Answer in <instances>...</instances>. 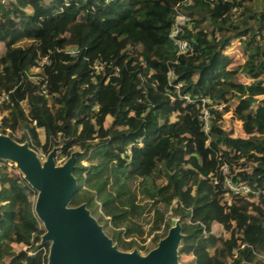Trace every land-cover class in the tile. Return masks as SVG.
<instances>
[{"label": "trees", "instance_id": "16d2710c", "mask_svg": "<svg viewBox=\"0 0 264 264\" xmlns=\"http://www.w3.org/2000/svg\"><path fill=\"white\" fill-rule=\"evenodd\" d=\"M0 43V133L45 154L62 145L64 160L78 151L71 205L121 250L150 251L179 219L182 264H264V94L230 100L244 79L264 90V0H0ZM6 162L0 264H48L37 191Z\"/></svg>", "mask_w": 264, "mask_h": 264}, {"label": "water", "instance_id": "95a60500", "mask_svg": "<svg viewBox=\"0 0 264 264\" xmlns=\"http://www.w3.org/2000/svg\"><path fill=\"white\" fill-rule=\"evenodd\" d=\"M58 149L54 147L42 161L29 142L0 133V160L16 163L37 191L35 213L45 228L42 242H50L48 264H181L184 233L179 219L156 247L142 254L138 248L121 250L85 203L72 206L78 187L73 173L78 151L57 164Z\"/></svg>", "mask_w": 264, "mask_h": 264}, {"label": "built area", "instance_id": "2783aa9c", "mask_svg": "<svg viewBox=\"0 0 264 264\" xmlns=\"http://www.w3.org/2000/svg\"><path fill=\"white\" fill-rule=\"evenodd\" d=\"M190 21V17L185 14V13H179L176 17V20L172 26L171 34L170 37L174 41V43L177 45L179 49L180 54H184L190 50H192V44L189 40L180 37V33L182 32L183 28L187 25V23ZM68 52L74 54L76 53L75 49H71ZM49 60L47 57H44L41 61H39L37 67L42 66L44 63H48ZM36 67V68H37ZM99 66H96V69H98ZM186 98H190L189 96H185ZM7 98V96H6ZM4 100V98H0V102ZM212 100L209 98H204L203 99V104L201 108V114H200V120L203 122L204 129L207 132L210 128V119H211V113L209 109L207 108V104L211 103ZM61 139H59L58 142H60ZM14 164L13 162H10V165ZM224 169L227 171L228 168L227 166H224ZM226 187L230 189L235 194H248L251 192V188L248 185L241 184V185H236L232 181L227 180L226 182ZM1 213V212H0ZM22 248L26 249V247L22 246ZM31 253V252H30Z\"/></svg>", "mask_w": 264, "mask_h": 264}, {"label": "rangeland", "instance_id": "374dc122", "mask_svg": "<svg viewBox=\"0 0 264 264\" xmlns=\"http://www.w3.org/2000/svg\"><path fill=\"white\" fill-rule=\"evenodd\" d=\"M0 45L4 46L3 43H0ZM1 46H0V50L2 49ZM230 51L233 52V53H236L237 56H238V59H240L242 61L243 57H242V52H241V48L240 47L232 46L230 48L229 52ZM243 81L245 83L244 90L243 91H233L230 94V100L233 103V105H235V103H237L238 99L241 98V97H244V96H247V95H258L259 96V95H263L264 94V90L258 89V88H253L252 85L250 84L249 80L244 79ZM225 119H226V122H225L226 126L227 127H233L235 129L236 135L239 134V135L245 136V135L241 134L242 128H241V123L239 121H232L231 118H230V114H227ZM17 135L20 136L21 133L19 132V133H17ZM42 139L45 140V136H44L43 132H42ZM57 140L59 141V139H57ZM54 147H59L57 153H60L62 145H57V146H54ZM38 154H39V156H40L42 161H45L47 159V155L48 154H45V153H42V152H38ZM66 160H64L63 158H58V157L56 158L57 164H64L66 162ZM2 167H3L4 170L9 171L10 173L16 174L19 177H24V174L16 166V163L10 165V161H7L6 163L2 164ZM36 198H37V195L36 196H32V200H36ZM150 240H151V238H149L147 240V242L145 243L146 246H147V244L150 243ZM24 247H26V245ZM21 248H22L21 245L17 246V249H21ZM148 252L146 250H141L142 254H146ZM180 263L182 264L181 260H180Z\"/></svg>", "mask_w": 264, "mask_h": 264}, {"label": "crops", "instance_id": "0c3cea01", "mask_svg": "<svg viewBox=\"0 0 264 264\" xmlns=\"http://www.w3.org/2000/svg\"><path fill=\"white\" fill-rule=\"evenodd\" d=\"M241 134H243V135H245V136H246V134H245L243 131L241 132Z\"/></svg>", "mask_w": 264, "mask_h": 264}]
</instances>
